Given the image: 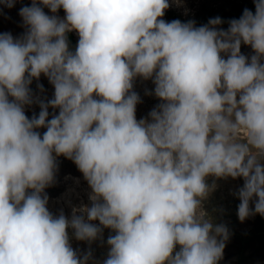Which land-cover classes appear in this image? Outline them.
<instances>
[{
  "label": "clouds",
  "instance_id": "clouds-1",
  "mask_svg": "<svg viewBox=\"0 0 264 264\" xmlns=\"http://www.w3.org/2000/svg\"><path fill=\"white\" fill-rule=\"evenodd\" d=\"M253 2L227 30L219 17L166 22L168 0H32L19 10L24 34L0 33V264H87L69 228L89 243L115 233L103 264H218L229 233L201 211L206 178H243L239 220L264 216V0ZM41 75L54 86L46 102L30 88ZM137 78L161 101L140 120ZM60 156L91 189V206L70 219L47 206Z\"/></svg>",
  "mask_w": 264,
  "mask_h": 264
},
{
  "label": "rangeland",
  "instance_id": "rangeland-1",
  "mask_svg": "<svg viewBox=\"0 0 264 264\" xmlns=\"http://www.w3.org/2000/svg\"><path fill=\"white\" fill-rule=\"evenodd\" d=\"M221 1L225 0H168L169 7L165 11L174 10L181 14H187L195 11L201 3H206L211 7L214 3H222ZM31 3L32 0H18L12 8L0 5V33H11L14 38L22 36L26 31V28L23 25L22 17L19 15V10L24 6H31ZM44 11L46 14L52 15L48 8L45 7ZM56 15L63 19L65 17V12L63 11ZM218 27L223 30L228 29V27L221 25ZM241 53L248 57L254 54L250 46L243 44L241 46ZM37 84L43 85V92L40 91ZM30 88L38 100L46 102L54 96V86L51 85L48 79L43 75H41L39 81L34 80L30 85ZM154 88L155 85L152 80L137 78L134 82L133 91H135L141 98V102L136 106L137 120L149 118L148 114L161 103V101L154 95ZM39 111L40 107L38 102L25 107V114L29 119H31L33 115L38 116ZM53 113L58 115V109L54 110L49 108V119L52 118ZM37 131L42 135L46 129L41 128ZM62 159H64V162L68 165L67 167H70L73 172L62 174L60 170H57L54 183L52 186L45 189V193L49 197L47 205L49 211L53 215H59L62 211L64 215L70 219L73 214V209H76L77 214L80 215L82 213L79 210L83 206H91V201L89 200L91 189L87 181L84 179L83 174L78 170L72 160L60 156L57 157V165ZM206 183L209 185L210 191L201 204V211L205 214L204 218L210 220L213 224L229 223L238 211L240 200L235 193L243 186V178L232 179L230 177L216 178L209 176L206 178ZM250 207H254V204L250 203ZM252 217H254V215ZM93 223L99 225V221H94ZM237 224L239 230L249 229V227L252 226L248 219L243 222L239 220ZM67 231L70 237V244L77 252L78 256L84 257L93 249L96 254L92 258H88L87 264H103V261L107 258L109 252L107 239L110 236L109 234H115L112 230L107 228L103 229L102 236L91 243L76 240L71 228ZM112 232L114 234H112ZM230 236L231 234L229 233V237ZM230 242L235 243L237 241L232 239ZM178 249L179 246H177L176 250L178 251ZM249 249L250 248H248V250ZM234 250L235 248L232 250L226 249L223 252V258L218 264H237L235 261L236 255L233 254ZM90 259L93 262H89ZM245 264H264V257L260 260L245 262Z\"/></svg>",
  "mask_w": 264,
  "mask_h": 264
},
{
  "label": "trees",
  "instance_id": "trees-1",
  "mask_svg": "<svg viewBox=\"0 0 264 264\" xmlns=\"http://www.w3.org/2000/svg\"><path fill=\"white\" fill-rule=\"evenodd\" d=\"M221 2L222 3H214L211 7L206 3H201L195 11L187 14H181L174 10L165 11L162 19L166 22L180 20L182 23H187L192 21L196 27H200L208 24L210 19L219 17L222 21L220 25L229 27L228 22L232 19H239L245 9L251 10L253 14L255 13V4L253 0H225ZM63 11L64 10L61 8L56 14ZM67 39L69 49L74 51L78 44L79 36L73 30L67 34ZM67 166L64 159L58 162V170H60L62 174L73 172V170ZM247 219L252 224L249 229H238L237 222L239 218L237 214L234 215V218L229 221V223L225 222V224H223L231 234L225 243L224 251L226 249L232 250L235 248L233 254L236 255L235 261L237 264H245V262L260 260L264 257V216L255 214L254 217L250 216ZM112 234L114 233L112 232ZM232 239H235L237 242L231 243L230 241H232ZM248 248H250V251ZM88 254H90L89 258H92L96 253L92 249L87 255ZM101 255L104 256L103 254ZM89 262L93 261L90 259Z\"/></svg>",
  "mask_w": 264,
  "mask_h": 264
}]
</instances>
